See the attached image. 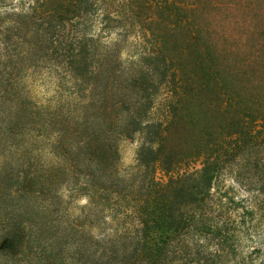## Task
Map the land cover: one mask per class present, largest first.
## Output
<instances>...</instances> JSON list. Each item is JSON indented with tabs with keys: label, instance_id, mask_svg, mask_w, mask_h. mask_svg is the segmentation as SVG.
Wrapping results in <instances>:
<instances>
[{
	"label": "trees",
	"instance_id": "trees-1",
	"mask_svg": "<svg viewBox=\"0 0 264 264\" xmlns=\"http://www.w3.org/2000/svg\"><path fill=\"white\" fill-rule=\"evenodd\" d=\"M46 70L50 110L22 95ZM0 107V146L20 145L28 124L40 147L33 170L4 171L15 202L0 209L3 264H245L230 258L253 211L213 187L243 158L240 175L264 193V0H0ZM137 133L136 170L121 175L118 140ZM64 185L89 197L83 218L68 216ZM65 238L76 256L56 246Z\"/></svg>",
	"mask_w": 264,
	"mask_h": 264
},
{
	"label": "rangeland",
	"instance_id": "rangeland-1",
	"mask_svg": "<svg viewBox=\"0 0 264 264\" xmlns=\"http://www.w3.org/2000/svg\"><path fill=\"white\" fill-rule=\"evenodd\" d=\"M117 35L113 34L110 37H108L109 41L113 38H115ZM123 57H128V51L125 49L123 53ZM57 83V78L50 76V73L46 70L43 74L39 75H30L27 79L24 81V88L22 90V95L30 97L32 103V106L39 107L43 110H50V108H54L56 105V95H55V85ZM162 95L158 97V99L161 98ZM4 108H8V105H4ZM3 107H0V113H2ZM20 113L19 116L16 113V110L14 109L13 114L15 118H18V121L20 122V129L24 123V121H27L28 123L31 119L30 116V110L23 108L21 105H19ZM10 112L9 109L6 110V117L9 118L10 115L8 113ZM1 115V114H0ZM27 126H24L23 132L25 133L20 142V145L17 146L11 145V143H7L5 145L0 146V185L2 184H8L9 181L5 180L4 177V171H12L17 170L18 168L22 167V164L24 161L28 162L31 166H28V170H33L35 168V164L37 162L35 158V154H38V146L32 147V143H36L38 138L35 139V135L39 134L36 131L35 132H29L28 130V124ZM39 136V135H38ZM46 138V134L44 137ZM46 140V139H45ZM143 142V136L140 133L135 134L133 137H123L118 140V149L120 153V160L117 164V167L119 169V172L121 175H128L131 176L132 173L135 172V166L137 164V156L139 152V148ZM43 145H46L48 147V140L43 143ZM44 147L42 149L43 156L41 159L48 164L53 163V159L48 154V148ZM27 149H31L34 154H30L29 156L24 155L23 153L27 151ZM264 154V150L262 151ZM22 157V158H21ZM243 161V158H239L237 162H235L232 166L226 167L223 169L220 174L218 175V178L215 180L213 191L214 193H218L219 191L227 190L233 197L238 198L239 200H242V203L249 207L253 212V214H250L248 216L247 222L243 225L244 228H242L243 234L241 236V239L243 240V251L242 253H239L235 257H231V262L241 261L244 260L243 263L245 264H256L259 263V261L264 257V253H260L258 256H256L254 261L248 259V254L253 248V246H262L264 248V193L259 192L258 188L260 184H252V181H254L252 178L250 181L246 178L245 175H240V169H241V163ZM34 162V165L31 163ZM10 163L11 167L7 168L6 164ZM157 177L163 180H167L168 176L158 170L156 173ZM252 176V175H251ZM257 177H254L256 179ZM70 184V183H69ZM67 184V185H69ZM64 185L60 188V191H62V198L67 205L68 208V216L71 219H81L83 218V213L85 210H87L89 206V197L86 195H82L79 197H73V199H69L67 188L68 186ZM0 201L2 204H0V209H6V203H12L13 198H9L7 190L4 191V194L0 192ZM20 201H23L22 199ZM4 213V212H2ZM110 213V212H109ZM108 213V214H109ZM242 213V207H239L237 210L234 211L233 216L236 219H240ZM250 218V217H252ZM64 218V217H63ZM62 218V219H63ZM92 219H95V217H91ZM112 216L109 217L111 220ZM109 220V221H110ZM92 224H84V228L91 233L95 238H97L100 234H102V228L97 221L95 222L92 220ZM253 223H252V222ZM253 224L256 225L255 230L253 229ZM251 229L249 234L244 233V231H248V229ZM50 232H52L50 230ZM111 232V230H107L106 233ZM82 234L79 232L77 234V237L81 236ZM59 239L61 240L60 236L58 235ZM74 238V237H73ZM70 239H63L61 243L58 242L56 245L57 247L63 246V255H69V256H76L77 246L75 241H79L78 238H74V243L70 244ZM73 240V239H72ZM63 243V245H62ZM64 243H67L69 245H65ZM5 261V258H3L0 255V264H3ZM11 263V262H9Z\"/></svg>",
	"mask_w": 264,
	"mask_h": 264
}]
</instances>
